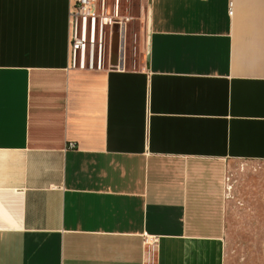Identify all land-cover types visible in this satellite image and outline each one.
Returning a JSON list of instances; mask_svg holds the SVG:
<instances>
[{
    "label": "crops",
    "instance_id": "crops-1",
    "mask_svg": "<svg viewBox=\"0 0 264 264\" xmlns=\"http://www.w3.org/2000/svg\"><path fill=\"white\" fill-rule=\"evenodd\" d=\"M74 2L0 0V264L261 263L224 178L264 162V0H141L101 70Z\"/></svg>",
    "mask_w": 264,
    "mask_h": 264
},
{
    "label": "rangeland",
    "instance_id": "rangeland-1",
    "mask_svg": "<svg viewBox=\"0 0 264 264\" xmlns=\"http://www.w3.org/2000/svg\"><path fill=\"white\" fill-rule=\"evenodd\" d=\"M116 2L119 4L118 9H111L105 14L113 19L119 16L128 18L132 27L136 17L142 14L141 0H112V3ZM101 4L102 0H98V25L101 14H104ZM104 64L108 66V52L105 53ZM228 174L233 184L229 197L237 206L228 232L230 241L235 243L230 248L239 258L242 251L249 253L251 250V253L262 259L258 264H264V162L234 160L228 168Z\"/></svg>",
    "mask_w": 264,
    "mask_h": 264
},
{
    "label": "built area",
    "instance_id": "built-area-1",
    "mask_svg": "<svg viewBox=\"0 0 264 264\" xmlns=\"http://www.w3.org/2000/svg\"><path fill=\"white\" fill-rule=\"evenodd\" d=\"M116 2L114 8L118 9ZM98 0H75L70 9L71 18V53L72 67L85 68L90 70H101L105 68V53L110 56L111 46L114 38V28H119L120 46L124 40V33L130 19L119 16L115 19L107 16L108 10L106 0H102L101 21L97 24ZM113 8V9H114ZM233 13V4L230 2V14ZM108 28V30H107ZM106 43L108 49L106 51ZM118 66V65H117ZM74 146V144H71ZM226 196H230L233 184L231 176L226 173L224 178ZM157 241L155 235H144L145 261L147 264H155L157 256Z\"/></svg>",
    "mask_w": 264,
    "mask_h": 264
},
{
    "label": "water",
    "instance_id": "water-1",
    "mask_svg": "<svg viewBox=\"0 0 264 264\" xmlns=\"http://www.w3.org/2000/svg\"><path fill=\"white\" fill-rule=\"evenodd\" d=\"M122 45H123V42L121 43V48H120V55H121V58H120L119 66H121V65H122V62H123V59H122V56H123Z\"/></svg>",
    "mask_w": 264,
    "mask_h": 264
}]
</instances>
